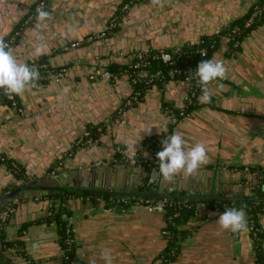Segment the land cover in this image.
<instances>
[{
  "label": "crops",
  "instance_id": "crops-1",
  "mask_svg": "<svg viewBox=\"0 0 264 264\" xmlns=\"http://www.w3.org/2000/svg\"><path fill=\"white\" fill-rule=\"evenodd\" d=\"M37 1L13 0L10 3L13 6L10 13L0 12V37H9L15 30H20L14 44L9 46L13 48L11 52L18 62L37 66L39 60L44 58L52 73H65L59 79V86L77 89L76 92L80 95L76 99L84 94L83 91L86 95H94L89 103L92 108L96 105V115L99 117L97 124L103 123L105 127L98 138L100 140H97L100 145L98 153L92 152V156L105 158L96 174H88L72 181L71 174L66 178L59 176L62 172H69L66 163L54 173L48 171L58 161L56 157L47 155L48 147L37 149L40 155L34 152V156L30 158L32 163L28 166L18 162L15 156L0 153L20 163L25 172L28 170L26 174L29 182L22 185L13 198V202L17 199L23 207L14 202L12 208L15 211L7 215L4 213L5 208L0 207V221L8 217V224L4 227L7 238L22 240L29 260L23 259L16 249H9L6 253L3 252L7 254L5 257H0L2 264H61V248L54 225L30 222L49 212L51 201L46 191L61 188L92 191L106 189L116 194L141 195L138 189L144 181L146 171L142 172L139 162L118 165L112 162L114 155L116 152L123 153L127 158L139 153L145 155L146 152L142 150L143 139L162 135L168 130L169 118L163 105L171 104L175 108L185 106L188 85L178 78H170L161 85L153 84L145 91L142 99L135 103V107L126 109L120 122L121 113L117 114V110L130 95L131 83L128 76L121 73L110 80L101 78L100 74L106 69V65L118 63L113 59L128 62L129 58L123 56L121 51H128L133 45H145L149 39L152 44L156 43L157 48L154 49L159 50L194 43L202 36L217 33L230 21L242 16L253 2L141 0L127 9L130 13L126 21V37H123L125 41L119 42L113 39V35H109L103 39L102 45L83 42L74 48L61 49L51 48V43L47 40L59 43L62 39L57 40L58 36H43L45 38L41 39L37 36L38 30L31 23L38 15L32 12ZM77 1L84 19V27L80 28L85 32L101 29L120 9L123 0ZM49 4L50 0L43 10L47 11ZM121 24L122 19L120 26ZM109 40L113 42H108ZM179 43L181 45H176ZM35 49H39L38 60H32L34 56L31 53ZM110 50L114 53L107 56ZM46 52L50 54L47 56ZM109 57H112L111 60ZM212 60L224 62L228 69L227 78L211 82L208 85L211 102L176 123L170 134H181L186 141V149L202 143L209 162L192 176H185L181 172L175 177V182L170 184L163 181L158 171L154 180V192L181 200L242 195L256 198V178L251 176L255 172H250L249 169L264 164V23L255 26L244 37L238 49L229 50L226 39L222 38ZM49 82L53 80L49 78L44 82H36V86ZM43 92L46 95H57L46 89ZM16 99L19 107L29 106V103L33 105L30 86L23 94L16 95ZM94 101L96 104H93ZM1 102L12 106L0 91V104ZM82 111L77 110L78 113ZM88 114L86 113V117ZM107 120L114 123L112 128L115 131L109 128ZM74 122L81 123V120L75 117L72 123ZM150 128V132H147ZM69 140L65 137L57 139L55 148L65 150L63 159L73 160L79 149H72V144L71 148L70 144H65ZM119 140L125 143L120 145L117 143ZM160 147L162 149V145ZM76 159L81 160L80 157ZM44 165L47 167L43 171L41 169ZM7 173L10 175L7 176ZM58 176L60 180L53 186L46 179ZM33 182L36 183L30 185ZM2 183L5 185L0 193L11 183L21 184V181L15 180L10 170L0 164V185ZM200 202L202 201L196 204L195 215L186 224L192 231L181 242L180 252L171 264H255L254 244L249 229L238 233L222 229L216 223L222 212L209 208L207 202L202 208L199 206ZM69 208V222L78 245V256L83 264H107L106 256L110 258L111 264H155L164 248V210L158 206L135 204L133 201L128 207L119 210L104 206L102 201L93 204L74 196L69 200ZM27 222L30 223L20 230L21 225ZM260 225L264 230V214L260 217Z\"/></svg>",
  "mask_w": 264,
  "mask_h": 264
},
{
  "label": "trees",
  "instance_id": "trees-1",
  "mask_svg": "<svg viewBox=\"0 0 264 264\" xmlns=\"http://www.w3.org/2000/svg\"><path fill=\"white\" fill-rule=\"evenodd\" d=\"M128 0H123L121 5ZM141 0L133 1L130 3L132 6L134 3H137ZM264 0H259L262 3ZM120 5V6H121ZM33 8V7H32ZM253 9V4L242 16L230 21L226 26H224L217 33L202 36L198 41L194 43H186L182 45L183 50L188 51V56H181L178 60L175 61L173 66L183 67L191 70L190 74H193L191 77V87L193 95L188 97L185 106H183L184 113L190 114L191 112L197 110L205 103L200 102L201 90L197 84L196 78L194 77V71L196 70L198 63L201 60L212 59L213 54L220 47V42L222 38H225L228 44V49H238L244 37L257 25L264 23V11L258 16L254 17L252 23L249 26H245V22L249 19L251 11ZM127 11V10H126ZM126 11H121L119 9L115 17L118 21H121L123 15ZM38 13V12H37ZM119 27H114L108 29V36L113 35ZM9 37H5L4 40H8ZM201 49L204 50V53L201 52ZM39 69V72H48L50 69L49 65L46 64V60L42 58L39 60L38 65L36 66ZM169 66L161 62L159 59H151L150 64L147 68L148 72L161 69L166 72ZM106 70L110 71L113 76L119 73L126 74L131 80L136 78L137 81L133 85L134 91H138V101L142 99L145 91L149 89L153 84L161 85L166 82L168 78H164L162 81H150L147 82L148 76L139 77L137 74V69H134L130 64H120V63H109L106 65ZM47 80V79H46ZM45 79L38 80L37 82H44ZM1 91V89H0ZM172 106L171 104H164L163 107ZM172 109L178 111L180 108H175L172 106ZM174 123L169 121L167 132L162 135H155L146 137L142 142V150L144 152H153V159L144 164L146 176L142 185L139 187L141 192L140 196H133L127 194H116L111 190L102 189L99 191H92L89 189H51L48 193V197L51 202L49 207V212L46 215L38 217L30 222L32 223H42V224H52L56 230L57 242L61 248L60 262L61 264H83V261L78 256V245L76 239L71 229L69 223V217L71 215V209L69 208V200L78 196L81 197L84 201L90 203H97L102 201L106 207H116L117 209H124L128 207L133 201L138 199H149L157 201L159 199L166 198L167 203L164 206V220L165 225L163 234L165 245L162 251L157 256L155 264H171L177 257L180 252L181 242L186 239L191 233V229L186 227L188 221L195 215L198 201L207 202L209 208H216L218 211L223 212L228 208H243L246 212L248 227L252 224L254 226L260 225V217L264 214V164L251 167L250 172H255L256 175V194L258 197L249 196H227L221 198H188L185 200L178 199L176 197L168 195H160L154 192L155 181L150 180L153 171H159V161L157 160L156 153L161 151V140L170 136L172 127ZM100 127V130H98ZM105 125L103 123L93 125L89 124L86 130L89 132V135L93 139H98L102 132L104 131ZM136 160V156L133 157ZM63 160V159H60ZM118 165L126 164L129 162L123 153L116 152L113 158V161ZM136 162V161H135ZM0 164L5 165L15 180H20L21 184L11 183L0 193V207L5 208V211H8L9 207H12L13 198L17 195L18 189L22 185H26L28 182V177L25 172L24 167L16 162L15 160L8 158L4 155H0ZM52 167L48 169L50 170ZM170 202V204H169ZM4 211V212H5ZM11 211H8V213ZM7 213V214H8ZM6 214V215H7ZM23 223L20 228L26 227L28 223ZM8 224V217L3 221H0V257H5L7 254L6 251L9 249H16L17 253L25 260H29L28 255L26 254L23 241L20 239H8L5 232V226ZM247 227V228H248ZM260 241L256 240L254 242V252H255V264H264V230L261 228L259 233ZM5 252V253H3ZM0 264L2 262L0 261Z\"/></svg>",
  "mask_w": 264,
  "mask_h": 264
},
{
  "label": "water",
  "instance_id": "water-1",
  "mask_svg": "<svg viewBox=\"0 0 264 264\" xmlns=\"http://www.w3.org/2000/svg\"><path fill=\"white\" fill-rule=\"evenodd\" d=\"M12 1L13 0H0V12L7 11L8 13H10L9 10L13 9V6L10 5ZM47 12L49 13V18L45 20H39L37 18L38 16L37 15L34 18V20H32L31 23L38 30L37 36L40 37V39L41 37L45 38L43 36H50V35H52L53 37L58 36L56 37L57 40L58 38L62 39V41H59V43H57L58 41L56 40L54 43L53 40L47 39L49 40V43H51V48L53 47V48L64 49L65 45H67L69 42L78 41V40L81 41L85 35L91 33H98L107 27V23L105 22L103 27L98 31L86 30L84 32L80 28V26L84 27V19L81 16L82 9L79 7V2L77 0H50V4L47 7ZM129 13L130 11L128 10L125 12V14L122 17L121 26L119 25L118 26L119 29L113 34L114 36L113 39H116L119 42L125 41L123 40V37H126L125 36V32H127L126 21L129 17ZM0 23H2L1 19H0ZM0 27L2 28L1 24ZM89 27H91V25H89ZM0 36H2L1 33ZM102 41L103 39H97L93 42L96 45H102ZM108 42L112 43L113 40H109ZM151 42H152L151 39H149L145 45H139L138 47L133 45L132 49L130 48L128 51L127 50L121 51V54L123 56H127L131 50L138 51L144 49L157 48V46L155 45L156 43L154 42L153 45ZM176 45H181V44L179 43ZM12 49L13 48L10 47L9 51H11ZM38 51L39 49H35L34 53H31L34 56L32 60L39 59ZM108 52L109 53L107 54V56L114 53L111 50ZM49 54L50 53L47 52L45 53V55L47 56ZM24 58L25 60H27L26 56ZM111 58L109 60H111ZM113 60H115L120 64H128L127 61L120 62L117 59H113ZM64 74H61L59 72H54L50 76V79H52L53 82H49L46 85L35 86L33 88L30 86L32 90V97L34 100L33 105L32 103H29L30 104L29 106L27 104L24 105L23 107H19L16 105L9 106L8 104H3L1 102L0 147L1 146L3 147L1 148L0 153L1 152L6 154L8 153L12 157L15 156V159H17L18 162L28 166L30 163H32V160L30 158L34 156L33 154L34 152L39 153L38 151L39 149H46L48 147L49 150L47 149L48 150L47 155L53 156V158L56 157L58 160H60L63 159V154L65 150H62L60 148H55L57 139H62L63 137H65L67 140L70 139L65 144L67 143L70 144L69 147L71 148V144L73 145L76 137L86 130L87 124H97L99 117L96 115V109H95L96 105L95 107L92 108V106L89 103L94 98V95L93 96L92 94L86 95L85 92L83 91L84 94H81V96H79L76 99V96L80 95L78 92H76L77 89L71 90L68 87L64 88L62 86L61 87L59 86L60 85L59 79H61ZM78 85L82 87L81 84ZM91 87L93 86L91 85ZM45 89L47 92L57 95H53V96L46 95L43 92V90ZM60 95L62 96L61 98ZM62 99L64 100L61 101ZM94 100H96V96ZM80 102H84V103H80ZM93 104H96V101H94ZM136 105L137 104L135 103H131L128 105L129 107H126L124 110L121 111V114L119 116L120 122H122L124 118V113L126 109L133 108ZM79 109L83 111L81 113H78L77 110ZM84 112L89 113L88 117H86L87 115ZM65 114L67 115L65 116ZM113 114L116 115L115 113ZM75 117H78L79 120H81V123L74 122L73 124L72 122L74 121ZM56 120L57 122H55ZM50 121H52V123ZM106 123L108 124L110 129L115 131V129L112 128V125L114 123L111 120H107ZM117 125L118 124L116 123V126ZM73 126L75 127V129H72ZM79 131H81V133H78ZM98 141L79 147L78 148L79 150L76 152L77 156L73 160L63 159L64 162L68 165L69 172H62L59 176L62 177L64 176L66 178L69 174H71L72 175L71 178H73L72 181H74L76 178L86 177V175L88 174L89 175L96 174V172L100 170L99 166H101L100 164H102L103 159L105 158V157L100 158V157L92 156V152H95L96 154L98 153L100 147ZM117 143L123 145L125 141L119 140ZM84 155H86V157H84ZM78 157H80L81 159L80 161L76 159ZM130 158H132V156L129 157V159ZM27 166L26 169H28ZM47 166L44 165L41 170L44 171V169ZM139 167L142 170V172H145V167L142 164H139ZM30 170L31 169H29V171ZM27 172L28 170H26V173ZM157 174L158 171H154V173L151 176V179L155 180ZM9 175L10 173H7V176ZM59 176L55 178L46 177V179L53 186L55 185V183H57V181L60 180ZM251 176L252 178L256 177L255 175H251ZM35 183L36 182L30 183V185H34ZM4 185L5 184L2 183L0 185V189ZM73 185L76 186L75 183H73ZM247 186H249V182H247ZM45 193L48 194L49 192L46 191ZM50 201L52 202V200ZM14 202L19 207H23L22 203L18 202L17 199H15ZM8 211H15V209L9 207ZM8 211H5L4 213L7 214Z\"/></svg>",
  "mask_w": 264,
  "mask_h": 264
},
{
  "label": "clouds",
  "instance_id": "clouds-1",
  "mask_svg": "<svg viewBox=\"0 0 264 264\" xmlns=\"http://www.w3.org/2000/svg\"><path fill=\"white\" fill-rule=\"evenodd\" d=\"M39 20L49 18V13L42 8L37 10ZM9 49V44L0 37V89L9 95H21L29 86L35 87L40 78L39 69L20 63ZM168 59H171L169 56ZM197 84L201 90L200 102L210 103L211 93L208 85L213 81L227 78L228 69L223 61L201 60L193 72ZM222 87V85H219ZM151 128L147 132H150ZM185 139L179 133H175L161 140L162 150L156 153L159 161V175L166 184L174 183L175 177L183 172L185 176L194 175L198 169L209 162L206 148L202 143H197L190 149H186ZM216 223L224 230L238 233L246 231L248 227L246 212L243 208L225 209L218 217ZM107 264H111L110 258L105 257Z\"/></svg>",
  "mask_w": 264,
  "mask_h": 264
},
{
  "label": "built area",
  "instance_id": "built-area-1",
  "mask_svg": "<svg viewBox=\"0 0 264 264\" xmlns=\"http://www.w3.org/2000/svg\"><path fill=\"white\" fill-rule=\"evenodd\" d=\"M48 0H38L33 8H32V12L33 13H37V10L39 8L44 9L46 6ZM133 1H137V0H128L127 2L123 3L120 6L121 11H126L129 7H130V3ZM253 4V9L251 11L250 17L249 19L245 22V26H249L252 23V20L254 17H256L257 15L259 16L263 11H264V1L262 3L259 2V0H253L252 2ZM121 23V21H118L117 18L115 17V14L113 17H111L107 23V27L105 29H103L102 31L98 32V33H91V34H87L81 41H74L71 42L68 46H65L64 48L67 49L68 47L70 48H74L79 46L81 43L85 42V43H90L93 42L97 39H104L106 37H108L107 32L109 31L108 29H112L114 27L119 26ZM108 30V31H107ZM20 34V30H15L10 36L9 39L6 40L5 42L9 44V46L13 43V41L17 38V36H19ZM181 46H174L171 48H167V49H144V50H138V51H132L130 52L127 57L129 58L128 60V64H130L134 69H137V74L139 77L142 76H148L147 82L150 81H162L164 78H178L180 80L186 81L187 85H188V96L187 99L190 96L193 95L192 92V83H191V77H193V74L191 75L190 72L191 70L187 69V68H183V67H178V66H173L175 61L178 60L179 57L181 56H188L189 52L185 51ZM201 52L204 53V50L201 49ZM171 57V59H168V57ZM150 58L151 59H159L161 60V62L167 64L168 69L166 70V72L162 71L161 69H157L155 71H150L148 72L147 68L150 64ZM49 73L47 72H40V80L42 79H49L51 76L52 71L48 70ZM101 78L110 80L113 77V74L104 69L103 72H101ZM91 77L93 78V76L91 75ZM137 79L136 78H132L130 80L131 83V93L130 95L124 100V102L122 103V105L118 108L117 110V114L121 113V111L123 110L124 107L128 106L131 103H136L138 102V91H134L133 89V85L136 83ZM1 92L3 94V96L8 100V102L14 106H17V99H16V95H9L6 94L2 89ZM183 107H181L178 111H175L174 109H172V106H166L164 107V112L166 113V115L169 118V121H171V123H178L179 121H181L183 118H185L186 116H188L187 113H184ZM117 116L115 117V119L117 120ZM98 130H100V127H98ZM98 139H93L90 135L89 132L87 130L83 131L81 134H79L73 145H72V149L74 148H79L82 146H85L87 144H90L92 142H97ZM153 152H147L145 155L142 154H137L136 155V160L132 158L129 159V162L132 163H136L139 162L140 164L144 165L146 163H148V161H151L153 159ZM136 161V162H135ZM64 160H58L54 163V165L52 166V169L50 170L51 173H54L59 166L64 165ZM135 204H143V205H155L160 207L161 209H163L165 211V205L167 203V199L163 198V199H159L157 201H153V200H149V199H138L134 201ZM170 204V202H169ZM200 207H205L206 206V202H200L199 203ZM70 223V222H69ZM249 232H250V236L251 239L253 241V244L256 240H258V242L261 240L259 237V233L261 232V227L259 226H254V225H250L248 227ZM162 234H165V231H162Z\"/></svg>",
  "mask_w": 264,
  "mask_h": 264
}]
</instances>
